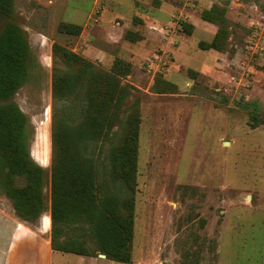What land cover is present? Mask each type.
I'll use <instances>...</instances> for the list:
<instances>
[{
  "label": "rangeland",
  "instance_id": "374dc122",
  "mask_svg": "<svg viewBox=\"0 0 264 264\" xmlns=\"http://www.w3.org/2000/svg\"><path fill=\"white\" fill-rule=\"evenodd\" d=\"M0 40V264H104L93 202L127 259L105 264H254L240 241L264 242V0H0ZM53 109L86 174L56 245L84 254L51 247ZM23 154L45 174L32 221L7 195Z\"/></svg>",
  "mask_w": 264,
  "mask_h": 264
},
{
  "label": "trees",
  "instance_id": "16d2710c",
  "mask_svg": "<svg viewBox=\"0 0 264 264\" xmlns=\"http://www.w3.org/2000/svg\"><path fill=\"white\" fill-rule=\"evenodd\" d=\"M3 40H0V48L2 47ZM3 48V47H2ZM2 50V53L5 51ZM73 62L76 63V59L72 57ZM80 64V61L77 63ZM107 81L109 77H103ZM53 92L56 94L58 90V81L52 83ZM52 163H51V176H50V193H51V206H50V218H51V247L53 250L62 252H71L76 254H84L85 249L66 250L63 247L60 248L56 245L57 235V217L62 208V203H66L67 197L71 194L77 196L78 191L81 189V179L83 175H86L82 168L80 161L77 157L72 156L71 149L67 144H63V125L58 121V114L53 109V123H52ZM97 127L92 128L89 132L91 138L96 139L99 136ZM88 137V138H90ZM85 139L79 142V145L84 142ZM15 169L12 168L11 172H14L15 176H18L24 180L22 185L7 191L8 197L11 199L15 212L24 220H34L45 209V201L43 195V180L45 179L44 170L37 165L34 160L27 154L20 155L15 161ZM124 172L121 174L123 177L125 174L130 175V170L126 162L122 164ZM94 199V198H93ZM102 213L99 206L93 202L89 209L88 218L92 229V234L97 237V240L101 244V251L106 255V258L110 260H116L126 262V258H120L117 254H113L111 250L106 247L101 240L102 233L99 227V221L97 218ZM101 237V238H100Z\"/></svg>",
  "mask_w": 264,
  "mask_h": 264
},
{
  "label": "crops",
  "instance_id": "0c3cea01",
  "mask_svg": "<svg viewBox=\"0 0 264 264\" xmlns=\"http://www.w3.org/2000/svg\"><path fill=\"white\" fill-rule=\"evenodd\" d=\"M43 216H47V217H49L48 216V214H43L41 217H40V219H39V229L40 230H42L41 228H40V220H41V218L43 217ZM19 224V223H18ZM17 224V225H18ZM224 240V239H223ZM234 240V239H233ZM234 241H231V243H233ZM236 243H237V241H236ZM242 243H244V244H253V245H259V247H257V246H253V254H254V264H264V260H262V251L264 250V247H262V245H263V241L261 240V239H258V238H254L253 239V241L251 242V239H245L244 238V241L242 240V241H240V244H242ZM239 244V243H238ZM261 245V246H260ZM243 249H245V250H248L249 248H242V247H240V250H243ZM225 250V249H224ZM223 250V254H225L226 255V253L227 252H229V250H225L224 251ZM233 249H230V251H232ZM230 253V252H229ZM108 259H106V258H104V259H100V261H101V263H104L105 264V262H109V261H107ZM47 264H49V259H47ZM222 264H224V259H223V263Z\"/></svg>",
  "mask_w": 264,
  "mask_h": 264
},
{
  "label": "water",
  "instance_id": "95a60500",
  "mask_svg": "<svg viewBox=\"0 0 264 264\" xmlns=\"http://www.w3.org/2000/svg\"><path fill=\"white\" fill-rule=\"evenodd\" d=\"M101 257H105L104 255H100Z\"/></svg>",
  "mask_w": 264,
  "mask_h": 264
}]
</instances>
